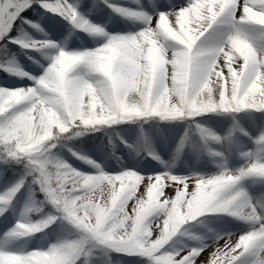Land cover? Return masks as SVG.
Segmentation results:
<instances>
[{
	"label": "snow or ice",
	"instance_id": "1",
	"mask_svg": "<svg viewBox=\"0 0 264 264\" xmlns=\"http://www.w3.org/2000/svg\"><path fill=\"white\" fill-rule=\"evenodd\" d=\"M0 73V264H264V0H0Z\"/></svg>",
	"mask_w": 264,
	"mask_h": 264
},
{
	"label": "rangeland",
	"instance_id": "2",
	"mask_svg": "<svg viewBox=\"0 0 264 264\" xmlns=\"http://www.w3.org/2000/svg\"><path fill=\"white\" fill-rule=\"evenodd\" d=\"M27 15H30V14L28 13ZM0 77H3V74H2V73H0ZM221 243H222V242H221ZM211 251H212L211 248H209L208 250H206V251L203 253L201 259H202V260H203V259H206V258L209 256V253H210Z\"/></svg>",
	"mask_w": 264,
	"mask_h": 264
}]
</instances>
